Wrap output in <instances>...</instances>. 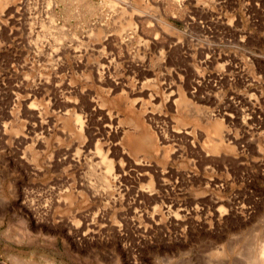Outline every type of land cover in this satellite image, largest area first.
I'll list each match as a JSON object with an SVG mask.
<instances>
[{
  "label": "rangeland",
  "instance_id": "374dc122",
  "mask_svg": "<svg viewBox=\"0 0 264 264\" xmlns=\"http://www.w3.org/2000/svg\"><path fill=\"white\" fill-rule=\"evenodd\" d=\"M263 238L264 0H5L0 264H245Z\"/></svg>",
  "mask_w": 264,
  "mask_h": 264
},
{
  "label": "bare ground",
  "instance_id": "6f19581e",
  "mask_svg": "<svg viewBox=\"0 0 264 264\" xmlns=\"http://www.w3.org/2000/svg\"><path fill=\"white\" fill-rule=\"evenodd\" d=\"M5 2V0H0V7H1V5L3 4ZM125 22V21H124ZM131 23V21L130 20H126V22H125V25H131L130 24ZM59 48V47H58ZM53 49V48H52ZM56 49H57V47H56ZM50 50V49H49ZM59 51H60V48L58 49ZM54 52V56H57V55H59L58 53H60V52ZM52 53V52H51ZM51 56H52V54H51ZM179 103H180V107H181V109L183 110V111H188L189 109L187 108L188 106L187 105H189V103L185 100V99H183V98H181V99H179ZM188 103V104H187ZM223 129V125H222V123L221 122H215L214 124H213V126H212V128H211V135H212V137H211V141H210V143H209V148L213 151V152H217V150L220 148V146H221V144H222V141L223 140H221V137L223 136L224 137V135H222V130ZM222 137V138H223ZM135 144H140V146H143V147H146V148H148L149 146V138L147 139V138H145V136L143 137V139L142 138H139V140L138 139H135ZM208 152H210L209 150H207ZM98 156V155H97ZM99 158V157H98ZM101 158H103V156L101 157ZM102 160H104V159H102ZM103 162V161H102ZM106 166H108V165H106ZM195 201V200H194ZM215 201V200H214ZM194 210V209H193ZM190 211H191V209H190ZM205 211V210H204ZM195 212H197L198 214H201L200 213V208L196 205L195 206ZM194 212V213H195ZM193 214V213H192ZM204 216V215H203ZM207 218V217H206ZM187 219V218H186ZM205 219V218H204ZM192 220V219H191ZM202 221H204V220H202ZM201 222V221H200ZM202 223V222H201ZM256 232V231H255ZM253 233H254V231H253ZM249 245V244H248ZM220 250V251H219ZM219 250H217V251H214V254L215 255H221V256H224V257H228V254H227V250L224 248V247H222V248H219ZM229 251V250H228ZM229 253V252H228ZM213 254V255H214ZM248 256V255H247ZM250 256H252L250 259H249V261L247 260ZM250 256H248V258H245V260H247L248 262H246L245 264H264V238L261 240V242H260V244L258 245V249L256 250V252L253 254V255H250ZM209 258V257H208ZM219 258V257H218ZM218 258H216L215 257V259H218ZM210 259V258H209ZM209 259H207V260H209ZM215 259H213V260H215ZM220 259V258H219ZM222 260L224 259V258H221ZM220 259V260H221ZM242 259V258H241ZM211 260V259H210ZM208 261V262H205L204 264H218V263H213V260H211V261ZM221 260V261H222ZM224 262H225V259L223 260ZM234 261H235V259H234ZM239 261H241V260H238V261H236L234 264H241ZM222 263V262H221ZM223 264H225V263H223Z\"/></svg>",
  "mask_w": 264,
  "mask_h": 264
}]
</instances>
